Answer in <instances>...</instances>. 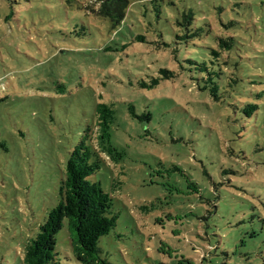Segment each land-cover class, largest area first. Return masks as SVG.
<instances>
[{"label":"rangeland","instance_id":"374dc122","mask_svg":"<svg viewBox=\"0 0 264 264\" xmlns=\"http://www.w3.org/2000/svg\"><path fill=\"white\" fill-rule=\"evenodd\" d=\"M170 1L157 4L160 19L156 4L132 7L116 31L95 0H0V264H23L97 104L115 110L112 146L122 154L92 176L118 216L102 258L264 264V0ZM178 9H192L203 34L235 38L238 69L219 101L198 89L199 65L184 62L206 60L217 44L208 34L176 45ZM160 69L176 77L139 87ZM248 104L260 109L248 115ZM56 252L82 264L67 225Z\"/></svg>","mask_w":264,"mask_h":264},{"label":"trees","instance_id":"16d2710c","mask_svg":"<svg viewBox=\"0 0 264 264\" xmlns=\"http://www.w3.org/2000/svg\"><path fill=\"white\" fill-rule=\"evenodd\" d=\"M101 4L100 15L109 19L112 27L119 31L131 19L132 7L138 4H156V17L160 19L162 9L160 2L170 0H95ZM176 25L180 28L175 32L176 45L186 48L191 40L203 39L211 34L209 40L217 44V49L209 46L205 49L207 59L200 63L193 59H185L189 64H198L196 71L201 74L194 78L198 89L207 93L214 101H219L225 94L227 87L231 86L234 70L238 69V62H233L235 38L232 36L218 37L212 28H200L196 24V16L192 9H178L175 18ZM203 34V35H202ZM162 40L163 47L170 44L164 41V35H156ZM134 42L147 43L144 34H138ZM181 69H183L180 63ZM159 76L150 81H142L141 89L154 90L163 81L172 80L176 73L168 69H160ZM238 81V80H237ZM260 109L258 104H248L250 112ZM97 123L88 127L80 142L70 153L66 162L65 176L59 188L60 202L53 208L35 238L29 239L24 247L23 264H62L58 259L56 247L58 235L67 225L75 258L82 264H113L101 257L99 243L102 237L108 235L117 225L118 216L113 211V199L106 193L98 182L92 180L101 170L105 158L119 161L122 154L112 146V127L116 120L115 110L111 105L97 104ZM150 120L151 115H147ZM194 189L195 188V185ZM206 256L202 255L197 261L182 258L178 264H204Z\"/></svg>","mask_w":264,"mask_h":264}]
</instances>
